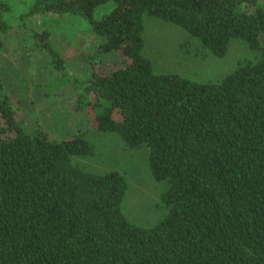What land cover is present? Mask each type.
<instances>
[{
	"label": "trees",
	"instance_id": "1",
	"mask_svg": "<svg viewBox=\"0 0 264 264\" xmlns=\"http://www.w3.org/2000/svg\"><path fill=\"white\" fill-rule=\"evenodd\" d=\"M42 13L81 17L100 39L84 52L85 76L48 28L30 27ZM146 15L184 28L218 57L234 39L260 55L219 82L156 73L143 53ZM14 26L67 76L77 108L94 98L95 128L148 149L152 175L168 182L156 224L126 216L122 173L74 162L94 152L85 133L57 140L19 123L2 76ZM262 36L264 0H36L21 12L0 0V264H264Z\"/></svg>",
	"mask_w": 264,
	"mask_h": 264
},
{
	"label": "rangeland",
	"instance_id": "2",
	"mask_svg": "<svg viewBox=\"0 0 264 264\" xmlns=\"http://www.w3.org/2000/svg\"><path fill=\"white\" fill-rule=\"evenodd\" d=\"M2 1L9 3L15 12H21L36 0ZM29 25L35 30L48 28L53 43L73 70L81 77L88 73L85 54L93 52L100 39L81 17L42 13L31 17ZM144 39L143 53L152 61L156 73H179L201 83L219 82L234 72L240 62L256 60L260 55L247 42L234 39L227 54L218 57L184 28L148 15L145 16ZM2 61L4 86L18 109L17 118L23 128L33 133L40 127L57 140L85 133L94 152L75 156L74 162L94 173L110 170L122 173L129 185L123 203L124 213L139 226L156 224L165 212L160 197L168 182L159 181L152 175L148 149L129 147L118 133L95 128L93 121L99 110L89 106L94 98L90 96L89 102L85 101L77 108L67 76H61L29 33L18 26L6 35Z\"/></svg>",
	"mask_w": 264,
	"mask_h": 264
}]
</instances>
